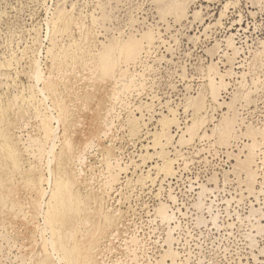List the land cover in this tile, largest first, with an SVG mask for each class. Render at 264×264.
<instances>
[{
  "label": "rangeland",
  "instance_id": "1",
  "mask_svg": "<svg viewBox=\"0 0 264 264\" xmlns=\"http://www.w3.org/2000/svg\"><path fill=\"white\" fill-rule=\"evenodd\" d=\"M164 1L0 0L1 113L17 102L15 118L0 114V264H38L46 251L57 264L45 246L46 211L63 148L76 187L99 199L91 208L118 214L111 223L102 217L96 264H264V0H179L176 9ZM131 38L137 56L120 60L117 46ZM106 50L118 61L103 72ZM173 115L172 140L157 149L161 120ZM198 117L200 132L189 138ZM11 138L20 142L19 166L2 147ZM35 169L42 184H32Z\"/></svg>",
  "mask_w": 264,
  "mask_h": 264
},
{
  "label": "bare ground",
  "instance_id": "2",
  "mask_svg": "<svg viewBox=\"0 0 264 264\" xmlns=\"http://www.w3.org/2000/svg\"><path fill=\"white\" fill-rule=\"evenodd\" d=\"M163 1V0H162ZM167 2H168V0L167 1H164V2H161V3H166L167 4ZM181 2H182V0H181ZM185 2H186V4L185 5H187V1L185 0ZM184 2V0H183V3H185ZM170 3V2H169ZM172 5L174 6V8H175V5H176V8H177V5H180V2H179V0H173L172 1ZM166 4H164L163 6H166ZM228 4V3H227ZM226 4V5H227ZM169 4H167V6H168ZM171 4H170V7L172 6ZM183 4H181V6H182ZM160 7V6H159ZM179 7V6H178ZM183 7H185L184 5H183ZM183 7H181L182 8V11H183ZM227 7V6H226ZM166 8V7H165ZM175 8V9H176ZM60 9V8H59ZM59 9H57L56 11H58L59 12ZM169 9V8H168ZM172 9H173V7H172ZM174 9V10H175ZM179 9V8H178ZM177 9V10H178ZM60 10H62V12H63V10H66V9H60ZM104 10V9H103ZM68 11V10H67ZM176 11V10H175ZM180 11V10H179ZM182 11H180V12H182ZM185 11V10H184ZM61 12V11H60ZM61 12V13H62ZM69 12V11H68ZM70 12H72L71 10H70ZM69 12V13H70ZM67 12H65V14H66ZM176 13H178V12H176ZM199 13H201V12H198L197 13V16L199 15ZM68 14V13H67ZM72 14H73V12H72ZM175 14V13H174ZM56 15V14H55ZM71 15V14H70ZM201 15V14H200ZM58 16V15H57ZM176 16V15H175ZM196 16V18L195 19H197V18H199V17H197ZM74 17V16H73ZM178 17V16H177ZM68 18V17H67ZM62 19V18H61ZM58 20H59V18H58ZM64 21V20H63ZM94 21H96V19H94ZM61 22V21H60ZM65 23V22H64ZM94 23V22H93ZM52 25H54V23L52 24ZM56 27V26H55ZM57 29V28H56ZM156 31V30H155ZM88 32V31H87ZM91 32V31H90ZM149 32H151V31H149ZM148 32V33H149ZM148 33H147V35H148ZM88 34H89V32H88ZM146 34V33H145ZM149 34H152V32L151 33H149ZM81 35V34H80ZM129 35V34H128ZM147 35H143L144 36V39H148L150 36H153V35H150L149 37L147 36ZM233 35V34H232ZM83 36H84V34H83ZM127 36V35H126ZM148 38H147V37ZM80 37V36H79ZM146 37V38H145ZM85 38V37H84ZM116 38V37H115ZM132 38H135V37H132ZM132 38H131V40H132ZM152 38V37H151ZM151 38H149V39H151ZM80 39V38H79ZM124 39V38H123ZM138 39V38H137ZM148 39V40H149ZM90 40V39H89ZM88 40V41H89ZM134 40H136V39H134ZM142 40H143V37H142ZM85 41H87V40H85ZM109 41V40H108ZM115 41V40H114ZM117 41H123V40H119V39H117ZM117 41L116 42H114L115 44H117ZM140 41H141V39H140ZM227 41V40H226ZM77 42V41H76ZM113 42V41H112ZM112 42H110V43H112ZM143 42V41H142ZM142 42H141V45H142ZM84 43V42H83ZM88 43V42H87ZM113 43V44H114ZM118 43H120V42H118ZM137 43V41L135 42V41H126V42H122L121 44H118V46H117V50L116 51H118L117 53H118V55H113V54H109L108 52L110 51L111 53H114L115 54V48H114V46L113 45H111L112 46V48L110 47V50L108 51V50H106L107 52L104 54L103 53V55H101V56H103V57H101L100 55H99V53H98V55L102 58V66H100L101 67V69H102V71L103 72H108V70L111 68V66L112 65H115L116 63H117V61H118V59L115 57V56H118L119 57V59L121 60L124 56H131V55H134V53L136 54V56H137V52L135 51V50H138V48H137V46H138V44H136ZM138 43H140L139 41H138ZM233 43H235L234 42V40H233V38H229V46H235ZM85 44V43H84ZM83 44V45H84ZM105 44V43H104ZM103 44V45H104ZM53 45V44H52ZM75 45V44H74ZM73 44H72V47L74 46ZM76 45H78V44H76ZM80 45V44H79ZM79 45H78V47H79ZM102 45V44H101ZM102 45V46H103ZM106 45H107V43H106ZM109 45V46H110ZM105 46V45H104ZM108 46V45H107ZM106 46V47H107ZM115 46V47H116ZM140 46V45H139ZM71 47V48H72ZM77 47V48H78ZM80 47H82V46H80ZM106 47H105V49H106ZM141 47V46H140ZM139 47V48H140ZM74 48H76V47H74ZM102 48H104V47H102ZM114 48V49H113ZM142 48V47H141ZM140 48V49H141ZM69 49V48H68ZM73 49V48H72ZM86 49V48H85ZM108 49H109V47H108ZM114 51H113V50ZM79 50V49H78ZM82 50H83V48H82ZM98 50V49H97ZM239 50V49H238ZM238 50H237V46H236V50H234V52L235 51H237L238 52ZM73 51V50H72ZM77 51V49L74 51V53ZM80 51V50H79ZM88 51V50H87ZM102 51V50H101ZM105 51V50H104ZM103 51V52H104ZM113 51V52H112ZM140 51V50H139ZM233 51V50H232ZM53 52V51H52ZM71 52V51H70ZM82 52H84V51H82ZM96 52V51H95ZM67 52H65L64 54H65V56H67V54L69 53H67ZM78 53V52H77ZM80 53H81V51H80ZM100 53H102V52H100ZM76 54V53H75ZM83 54V53H82ZM97 54V53H96ZM72 55V54H71ZM78 55V54H77ZM91 56H92V54H90ZM95 54H93V56H94ZM57 56H58V54H57ZM76 56V55H75ZM120 56H121V58H120ZM135 56V55H134ZM62 57H64V56H62ZM80 57H81V55H80ZM79 57V58H80ZM98 57V56H97ZM112 57H115L116 59H117V61L114 59V62L116 61V63L114 64V62H113V59H112ZM139 57V56H138ZM73 58H74V56H73ZM127 58V57H126ZM125 58V59H126ZM57 59V58H56ZM56 59H55V61H56ZM62 59V58H61ZM78 59V58H77ZM124 59V58H123ZM122 59V60H123ZM96 60V59H95ZM100 60V59H99ZM127 60H129L128 58H127ZM59 61V60H58ZM76 61V60H75ZM126 61V60H125ZM230 61V60H229ZM31 62H33V61H31ZM69 62V61H68ZM78 62V61H77ZM93 62V61H92ZM100 62V61H99ZM35 63V62H34ZM91 63V62H90ZM121 63H122V61H121ZM128 63H129V61H128ZM127 63V64H128ZM94 64H96V63H94ZM99 64V63H98ZM126 64V65H127ZM31 65V64H30ZM33 65V64H32ZM122 65V64H121ZM215 66V65H214ZM39 67V66H38ZM38 67H36V68H38ZM96 67V66H95ZM99 67V68H100ZM115 67V66H114ZM216 68H218V67H216ZM122 69H123V67H122ZM214 69V68H213ZM212 69V70H213ZM34 70V69H33ZM41 71V70H40ZM209 71V70H208ZM209 72H211V71H209ZM40 75L37 77L38 79V81L39 80H41L42 79V75H41V73L40 72H38ZM31 74V73H30ZM107 74V73H106ZM36 75V74H35ZM209 77H211V74L209 73ZM223 75V74H222ZM244 75V74H243ZM37 76V75H36ZM222 77V82L224 81V78H223V76H221ZM211 79H213L212 77H211ZM37 80H36V82H37ZM220 80V81H221ZM40 82V81H39ZM138 82V81H137ZM214 79L213 80H211V82H209V83H211V85L213 86V87H215L214 86ZM242 83V82H241ZM40 84V83H39ZM51 84H52V82H51ZM54 84V83H53ZM38 86V85H37ZM209 86V85H208ZM29 87V86H28ZM210 87V86H209ZM44 88V87H43ZM42 88V89H43ZM211 88V87H210ZM51 89V88H50ZM221 89V88H220ZM31 90V89H30ZM213 90V89H212ZM215 91V89L213 90V92ZM31 92H33V93H35L34 91H30V95H29V98H28V101L30 102V104H33V105H35V107L37 108V110H38V106L41 104V100L39 99L38 100V97L36 98V96L37 95H35V94H33V93H31ZM212 92V91H211ZM211 92H210V94H211ZM37 94V93H36ZM115 94V93H114ZM214 94V93H213ZM39 95V94H38ZM52 95V94H51ZM12 96V95H11ZM16 96H17V94H16ZM89 96H91L90 94H87V97H89ZM44 97V96H43ZM46 97V96H45ZM20 98V97H19ZM195 98V97H194ZM205 98V97H204ZM214 98V97H213ZM190 99H192V98H190ZM201 99V98H200ZM215 99H217L216 98V96H215ZM188 100V99H187ZM198 100V99H197ZM25 101V99H23V101H22V103H25L24 102ZM192 101V100H191ZM193 101H195V100H193ZM47 102V101H46ZM6 103H7V101H6ZM17 102H15V104H16ZM21 103V104H22ZM12 104H14L13 102L11 103H9L5 108H3V112L1 113V111H0V114H2V115H4L5 117H7V118H9L10 119V117L11 116H14L13 118H15V115H16V113H15V115H13V110L15 109L13 106L15 105H12ZM21 104H18V106L17 107H19L18 109L19 110H21V107L19 106V105H21ZM53 108H55V109H58V108H60L59 106V104L56 102V101H53ZM193 104V103H192ZM196 104V103H195ZM200 104V103H199ZM202 104V103H201ZM213 104V103H212ZM187 106H188V104H186ZM4 106V105H3ZM22 107H24L23 106V104L21 105ZM190 106V105H189ZM199 106H201V105H199ZM202 106H204V104H202ZM202 106L200 107V110H201V108H202ZM43 107V106H42ZM236 107V106H235ZM25 108V107H24ZM34 109V108H33ZM39 109H40V107H39ZM204 109V108H203ZM235 109V108H234ZM194 110V109H193ZM40 111V110H39ZM64 111V109H62L61 108V112L59 113V115H60V117H59V115H58V117L57 118H60V120L58 121V123H64V125L66 124V122H67V120L66 119H63V117H62V112ZM15 112H17V111H15ZM19 112V111H18ZM22 112V111H21ZM162 112V111H161ZM169 112V111H168ZM167 112V113H168ZM229 112V111H228ZM24 113V112H23ZM22 113V114H23ZM38 113V112H37ZM197 113V112H196ZM21 114V113H20ZM227 114V113H226ZM11 115V116H10ZM48 115V114H47ZM45 116H46V114H45ZM69 116V115H68ZM133 116V115H132ZM211 116V115H210ZM47 118V117H46ZM56 118V119H57ZM48 119V118H47ZM69 119H71V118H69ZM201 118L200 117H198L197 119H194L193 121H192V123H193V125L192 126H188L187 128V132L186 133H188L189 134V138H193L194 136H195V134L199 131L200 132V127L202 126L201 125V123L203 122H201V120H200ZM204 119V118H203ZM10 120H12V119H10ZM14 120V119H13ZM222 120V119H221ZM133 121V120H132ZM136 121V120H135ZM162 122V125H163V128H162V130H161V132H157L156 131V133H155V138H154V146L157 148L158 147V144H160L161 143V141H162V138L163 137H165L166 136V129H167V127L170 125V124H172V126H173V122H175L176 121V117H175V115H173V116H166L165 118H163L162 120H161ZM206 121V120H205ZM232 122V121H231ZM16 123V122H15ZM205 124V123H204ZM234 124V123H233ZM222 126L221 127H219V131H221V133H224L225 131H227L228 129H227V126L226 125H228L227 123H226V128L225 129H223V127H224V123L223 124H221ZM230 126V125H229ZM44 128H46V132L44 133V135H45V137H44V142L45 143H48L49 142V139H50V136H51V134L53 133V131L51 132V127L50 126H48V124L46 125V127H44ZM171 128V127H170ZM230 128V127H229ZM215 129H216V127H215ZM54 130V129H53ZM3 131V130H2ZM213 131V130H212ZM229 131V130H228ZM108 132V131H107ZM133 132H135V131H133ZM184 132V133H185ZM136 133V132H135ZM168 133H169V128H168ZM186 133L185 134H183L184 136L186 135ZM220 133V134H221ZM170 135H171V133H170ZM54 136V135H53ZM167 136H168V134H167ZM166 136V137H167ZM184 136H182L181 138H183ZM65 137H66V139H67V134H65ZM14 138V137H13ZM13 138H11L9 141H6L5 143H3L2 144V147L4 148V150L5 151H7V153L10 155V157H11V160H12V164L14 165V166H19L20 165V158H19V154L21 153V148L20 149H18L19 147H20V145L18 146V148H17V142H19L18 140L19 139H17V142L16 141H14L13 140ZM17 138V137H16ZM169 140L171 139V138H169V136L167 137ZM167 138H165V140L167 139ZM188 138V139H189ZM218 138V137H217ZM263 138V137H262ZM65 139V138H64ZM167 139V141L169 142V140ZM186 139V138H185ZM257 139H258V137H257ZM172 140V139H171ZM191 140V139H190ZM52 141V140H51ZM186 141V140H185ZM55 142H56V139H55ZM72 142V141H71ZM70 142V143H71ZM168 142H166V143H168ZM182 142V141H181ZM188 142V141H187ZM20 143V142H19ZM18 143V144H19ZM69 143V145H67V144H65V145H67V146H71V144ZM165 143V144H166ZM253 143V142H252ZM51 151H52V149L54 150V141H52L51 143ZM64 144V143H63ZM162 144V143H161ZM187 144V143H186ZM189 144V143H188ZM153 145V144H152ZM163 145H164V143H163ZM162 145V146H163ZM66 146V147H67ZM73 146V145H72ZM161 146V145H160ZM68 147V148H69ZM70 149V148H69ZM150 149V148H149ZM158 149V148H157ZM18 150L20 151V153L18 154ZM161 152H163V150L164 149H162L161 148ZM50 151V150H49ZM149 151V150H148ZM165 151V150H164ZM169 152V151H168ZM178 152V151H177ZM49 153V152H48ZM148 153V152H147ZM160 153V152H159ZM50 154V153H49ZM52 154V153H51ZM55 154V153H54ZM107 154V153H106ZM109 154H111V153H109ZM108 154V155H109ZM143 154V153H142ZM157 154V153H156ZM160 154H163V153H160ZM159 154V155H160ZM149 155H150V153H149ZM52 156H53V154H52ZM51 157V156H50ZM103 157V156H102ZM105 157V156H104ZM29 158H31V157H29ZM29 158H27V159H29ZM54 158H56L55 157V155L53 156V158L51 159V160H53ZM69 158V152L65 149V148H63L61 151H60V154H59V156H58V158H57V160H58V163H59V165L60 166H62V169H61V171L59 172V174H58V177H57V179H56V183H55V186H54V188L52 189V196H51V199L47 202V207L49 208L46 212H47V214H48V217L46 218L48 221H49V223H48V225L51 223L52 225H50V226H53L52 227V230H51V237H52V243H51V245H49L48 246V241L49 240H47L46 241V244H45V246L46 247H52V250H53V252L52 253H55V255L54 256H56V258H57V260H58V262H57V264H96V260H95V248H96V246H97V243H98V238H97V235H99V234H102L103 233V231H104V229H105V225L103 224V222H102V217H104V218H106V222H108V223H111V222H113L114 220H115V218L117 217V215L116 216H113V215H111V212L109 213L105 208H104V206L103 205H101L100 207H98V208H96L95 210L94 209H92L91 208V200H99L98 199V197L97 196H94V197H92L91 196V194H89V193H84L82 190L83 189H80V188H78V187H76V184H75V182H73L72 181V179H71V177H70V171L68 170V168H66V167H64V165H65V163L67 162V159ZM106 158H107V156H106ZM165 158V157H164ZM31 160V162H34L35 160H32V159H30ZM30 160H29V162H30ZM163 160V159H162ZM53 161H55V160H53ZM28 162V163H29ZM37 162V161H36ZM52 162V161H51ZM35 163V162H34ZM39 163V162H38ZM54 162H52V164H53ZM38 165V164H37ZM104 165V164H103ZM259 165V164H258ZM30 166H33V164L31 165V163H30ZM74 168V167H73ZM111 168V167H110ZM164 168H165V171L167 172V173H172L173 172V162H172V160H170V159H168V158H165L164 159ZM33 175H34V178H33V182H32V184H34V181H36L35 179L37 178V180H39L40 181V183L44 180V179H42V175H41V170H38V169H35V170H33ZM105 173H107V172H105ZM79 174V173H78ZM106 175V174H105ZM108 175V174H107ZM36 176V177H35ZM250 176H252V177H254L255 175L252 173ZM6 178H7V176H5ZM33 177V176H32ZM54 177V176H53ZM4 179V178H3ZM2 179V180H3ZM54 179V178H53ZM108 179H110V178H108ZM2 180H0V181H2ZM142 182V181H141ZM9 183V182H8ZM11 183V182H10ZM52 183V182H51ZM42 184V183H41ZM3 185V184H2ZM5 185V184H4ZM38 187V186H37ZM115 187V186H114ZM3 188H5L4 186H3ZM2 188V189H3ZM52 188V187H51ZM10 190V189H9ZM205 190V189H204ZM11 191V190H10ZM9 191V192H10ZM86 191V190H85ZM107 191V190H106ZM45 192V191H44ZM210 192V191H209ZM108 193V192H107ZM4 195H6V194H4ZM8 195V194H7ZM6 195V196H7ZM12 195V194H11ZM41 195H44V193L41 191ZM252 195V194H251ZM5 196V197H6ZM33 196H35L34 194H33ZM206 196V195H205ZM205 198V197H204ZM10 200V199H9ZM103 200V199H102ZM14 201V200H13ZM230 201V200H229ZM45 202V201H44ZM46 204V203H45ZM166 205V204H165ZM99 206V205H98ZM106 206V205H105ZM110 207V206H109ZM167 208H168V205H167ZM160 211H161V214H162V216L164 217V218H166V220H170L171 218H173V217H170L171 216V214L169 215L168 213H167V210H166V208H165V206H163V205H161L160 206ZM45 213V212H44ZM112 213H113V211H112ZM160 213V212H159ZM90 214V215H89ZM160 214V215H161ZM115 215V214H114ZM172 216H174V215H172ZM119 218V217H118ZM161 218V217H160ZM249 219V218H248ZM47 220H45V221H47ZM117 220V219H116ZM118 222V221H117ZM116 222V223H117ZM166 222V221H165ZM234 225V224H233ZM263 226V225H262ZM261 226V224H260V228L262 227ZM258 227V229H259V226H257ZM254 229V228H253ZM256 229V228H255ZM171 232H172V229H171ZM174 232V231H173ZM170 234V233H169ZM169 237H170V235H169ZM172 237V236H171ZM171 240V239H170ZM51 241V240H50ZM102 241V240H101ZM171 248H172V246H171ZM170 247L168 248V249H171ZM166 250V249H165ZM171 250H173V249H171ZM168 251H170V250H168ZM168 251H166V253L168 252ZM175 251V250H174ZM51 252V251H50ZM171 252V251H170ZM173 252V251H172ZM165 253V254H166ZM174 253V252H173ZM177 252H175V254H176ZM178 254V253H177ZM176 254V255H177ZM53 256V254H49V252H47L46 251V253H43L42 255H40V262L38 263V264H55V262H54V259L55 258H53L52 256ZM171 255V254H170ZM170 255H169V257H170ZM174 256V255H173ZM165 257H166V255H165ZM172 257V256H171ZM177 257V256H176ZM176 257H174V258H176ZM165 259H167V258H164V260ZM171 259H173V257L171 258ZM174 260V259H173ZM176 260V259H175ZM174 260V261H175ZM175 263V262H174Z\"/></svg>",
  "mask_w": 264,
  "mask_h": 264
}]
</instances>
